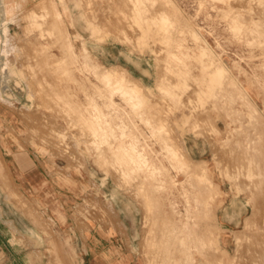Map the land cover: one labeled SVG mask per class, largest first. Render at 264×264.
<instances>
[{
    "label": "rangeland",
    "instance_id": "374dc122",
    "mask_svg": "<svg viewBox=\"0 0 264 264\" xmlns=\"http://www.w3.org/2000/svg\"><path fill=\"white\" fill-rule=\"evenodd\" d=\"M0 3V264H264V0Z\"/></svg>",
    "mask_w": 264,
    "mask_h": 264
},
{
    "label": "crops",
    "instance_id": "0c3cea01",
    "mask_svg": "<svg viewBox=\"0 0 264 264\" xmlns=\"http://www.w3.org/2000/svg\"><path fill=\"white\" fill-rule=\"evenodd\" d=\"M136 72L140 76V78L149 79L148 69L143 68L142 65L140 67L132 64L131 73ZM130 73V71L128 72ZM110 230L109 227H105ZM96 233L98 230H93ZM98 237L93 235L92 239H88L86 251L80 253L77 259H73V264H130L132 259H125V257L121 256L119 253V248L117 245V240L114 242L111 239H106L104 236L98 233ZM108 242V250L104 246L105 243ZM116 244V245H114ZM16 264H19L16 262Z\"/></svg>",
    "mask_w": 264,
    "mask_h": 264
},
{
    "label": "bare ground",
    "instance_id": "6f19581e",
    "mask_svg": "<svg viewBox=\"0 0 264 264\" xmlns=\"http://www.w3.org/2000/svg\"><path fill=\"white\" fill-rule=\"evenodd\" d=\"M1 4V3H0ZM230 6V5H229ZM148 9V8H147ZM147 15V14H146ZM57 16V15H56ZM59 17V16H58ZM146 17V16H145ZM241 30V29H240ZM190 33V32H189ZM196 36V35H195ZM70 54H71V52H70ZM104 68V67H103ZM218 68H219V66H218ZM105 69V68H104ZM215 69V68H214ZM220 69V68H219ZM109 71V70H108ZM215 71V70H214ZM213 71V72H214ZM126 73V72H125ZM105 74H109L108 72L107 73H105ZM104 74V75H105ZM113 75H115L118 79H119V83H120V88L118 87V88H116V91H118L121 95H126V91L124 90V88H123V86L124 85H126L125 84V80L122 78V77H120V76H117L116 74H113ZM128 75V74H127ZM100 76V75H99ZM106 77H107V75H106ZM130 78V77H129ZM100 80L101 81H103L101 78H100ZM111 80V79H110ZM117 81V80H116ZM132 81V80H131ZM133 82V81H132ZM104 83H106V82H104ZM109 84H111V82H109ZM116 84V83H115ZM135 85L136 86H138V84L137 83H135ZM128 87H129V85H127ZM126 86V87H127ZM141 86V85H140ZM165 86V85H164ZM115 87V86H114ZM113 87V88H114ZM117 87V86H116ZM131 87V86H130ZM129 87V88H130ZM131 89H132V91H130V92H132V93H134V94H141L140 93V90L137 88V87H131ZM175 92V91H174ZM144 93V92H143ZM146 95V94H145ZM128 96H129V93H128ZM133 96V95H132ZM134 96H136V95H134ZM137 97V96H136ZM130 98V97H129ZM132 100V99H131ZM138 102V101H137ZM139 103V102H138ZM252 122V121H251ZM172 147V146H171ZM174 151H176V150H174ZM171 152V151H170ZM141 155V154H140ZM142 156V155H141ZM184 158H185V154H184ZM194 166V165H193ZM195 167V166H194ZM202 167H203V165H202ZM202 167H200V169L197 171V172H194V175L199 179V181H200V184H202L201 186L204 188V190L206 189V192H208L209 193V191L211 190V189H213V182L211 181V180H208V176H207V173H206V170L204 169V167L202 168ZM202 168V169H201ZM177 170V169H176ZM207 178V179H206ZM197 179V180H198ZM204 180V181H203ZM197 184V183H196ZM193 187H194V184H193ZM208 188V189H207ZM230 191H231V189H230ZM207 193V194H208ZM211 195V194H210ZM212 196V195H211ZM214 198V197H213ZM204 200V199H203ZM212 200V199H211ZM188 212V211H187Z\"/></svg>",
    "mask_w": 264,
    "mask_h": 264
}]
</instances>
